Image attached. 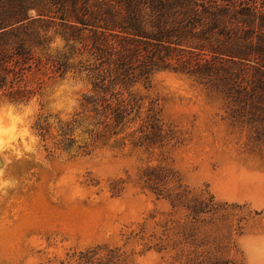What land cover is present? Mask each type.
<instances>
[{"label": "rangeland", "instance_id": "obj_1", "mask_svg": "<svg viewBox=\"0 0 264 264\" xmlns=\"http://www.w3.org/2000/svg\"><path fill=\"white\" fill-rule=\"evenodd\" d=\"M65 44L58 36L52 48ZM256 67L210 80L166 69L133 83L172 129L164 146L141 144L139 121L98 140L83 121L69 132L70 149L59 143V120L78 117L92 88L87 72L31 73L37 92L23 103L0 92V264H75L81 251L110 248L127 264H264V79L254 82ZM45 117L52 127L43 136L36 124ZM152 166L177 172L183 204L143 187ZM201 201L196 216L187 206Z\"/></svg>", "mask_w": 264, "mask_h": 264}, {"label": "trees", "instance_id": "obj_2", "mask_svg": "<svg viewBox=\"0 0 264 264\" xmlns=\"http://www.w3.org/2000/svg\"><path fill=\"white\" fill-rule=\"evenodd\" d=\"M58 36L65 48L53 50ZM194 54L205 61L185 59ZM84 55L85 60L73 63ZM252 61L259 66L254 82L264 79V0H0L2 96L15 103L29 101L37 92L26 81L31 73L65 77L87 72L92 88L85 94L83 110L78 117L59 120L64 135L59 143L66 149L74 142L69 132L83 121L94 126L89 130L94 140L109 132L119 134L139 121L133 134L143 133L141 144L164 146L172 129L166 128L155 102L146 105L129 89L133 83L166 69L201 80L231 78L234 67ZM218 64L222 72H217ZM36 125L43 136L50 133L47 117ZM140 179L144 188L168 193L175 207L184 203L182 181L174 169L148 167ZM168 183H174L172 192ZM203 204L207 202L187 207L198 216V205ZM77 256L75 264H127L119 248L104 253L89 249Z\"/></svg>", "mask_w": 264, "mask_h": 264}, {"label": "bare ground", "instance_id": "obj_3", "mask_svg": "<svg viewBox=\"0 0 264 264\" xmlns=\"http://www.w3.org/2000/svg\"><path fill=\"white\" fill-rule=\"evenodd\" d=\"M0 122H2L1 116H0Z\"/></svg>", "mask_w": 264, "mask_h": 264}]
</instances>
